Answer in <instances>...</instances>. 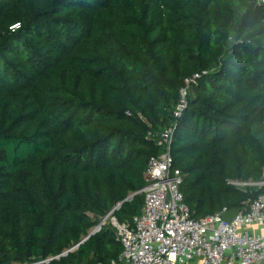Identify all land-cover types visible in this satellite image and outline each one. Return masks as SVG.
<instances>
[{
	"label": "trees",
	"instance_id": "obj_1",
	"mask_svg": "<svg viewBox=\"0 0 264 264\" xmlns=\"http://www.w3.org/2000/svg\"><path fill=\"white\" fill-rule=\"evenodd\" d=\"M169 127L193 218L264 194L230 184L264 181V0H0V264L130 224ZM120 252L106 225L45 264Z\"/></svg>",
	"mask_w": 264,
	"mask_h": 264
},
{
	"label": "built area",
	"instance_id": "obj_2",
	"mask_svg": "<svg viewBox=\"0 0 264 264\" xmlns=\"http://www.w3.org/2000/svg\"><path fill=\"white\" fill-rule=\"evenodd\" d=\"M198 77L199 74H194L184 79L175 117L186 107L187 88ZM172 141L173 128L164 129L157 141L161 152L148 159L145 183L137 192L143 194V205L132 222L116 221L112 213L118 205L89 232L93 235L108 223L114 228L121 252L109 264H188L193 259L199 264H264V232L253 234L246 229L263 217L264 194L237 210L230 222L221 217L226 209L204 218H193L180 191L184 174L173 166ZM230 184L238 188L261 187L264 181H231ZM87 238L57 256L23 264H45L65 256Z\"/></svg>",
	"mask_w": 264,
	"mask_h": 264
},
{
	"label": "crops",
	"instance_id": "obj_3",
	"mask_svg": "<svg viewBox=\"0 0 264 264\" xmlns=\"http://www.w3.org/2000/svg\"><path fill=\"white\" fill-rule=\"evenodd\" d=\"M246 229L253 234L264 232V215L260 220H257L253 224L248 225ZM188 264H199V261L197 259H193Z\"/></svg>",
	"mask_w": 264,
	"mask_h": 264
},
{
	"label": "water",
	"instance_id": "obj_4",
	"mask_svg": "<svg viewBox=\"0 0 264 264\" xmlns=\"http://www.w3.org/2000/svg\"><path fill=\"white\" fill-rule=\"evenodd\" d=\"M131 198L132 196H129L126 200H130ZM236 213H237V209L231 208L225 211L224 213H222L221 217L225 222H230ZM90 235H92V233H89L87 236L89 237Z\"/></svg>",
	"mask_w": 264,
	"mask_h": 264
},
{
	"label": "rangeland",
	"instance_id": "obj_5",
	"mask_svg": "<svg viewBox=\"0 0 264 264\" xmlns=\"http://www.w3.org/2000/svg\"><path fill=\"white\" fill-rule=\"evenodd\" d=\"M242 188H244V187H242ZM106 225L108 226V225H110V224L108 223V224H106ZM106 225L103 226V227H106ZM110 226H111V225H110ZM92 228H93V227H92ZM92 228H91V229H92ZM91 229L89 230V232L91 231ZM75 250H76V249H75ZM73 251H74V250H73Z\"/></svg>",
	"mask_w": 264,
	"mask_h": 264
}]
</instances>
